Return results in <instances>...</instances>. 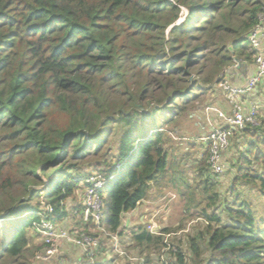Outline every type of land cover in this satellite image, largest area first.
I'll use <instances>...</instances> for the list:
<instances>
[{
    "label": "trees",
    "instance_id": "obj_1",
    "mask_svg": "<svg viewBox=\"0 0 264 264\" xmlns=\"http://www.w3.org/2000/svg\"><path fill=\"white\" fill-rule=\"evenodd\" d=\"M263 15L264 0H0V264H26L28 229L67 217L85 175L74 162L100 157L111 134L118 137L112 161L96 166L107 178L115 172L99 167L116 161L121 169L104 189L101 227L122 236L123 217L168 174L163 126L174 120L164 119L179 116L177 101L190 104L235 58L252 62L248 37ZM209 64L210 77L192 81L194 68ZM52 109L68 118L63 128L47 127ZM256 135L240 153L231 202L218 204L222 216L201 211L208 224L189 237L187 254L164 241L170 229L133 233L144 264H264V216L237 190H257L264 207V172L253 169L264 170V118L234 134ZM202 155L197 167L207 190L215 184L208 152ZM14 168L21 178L9 175ZM37 196L44 209L30 204Z\"/></svg>",
    "mask_w": 264,
    "mask_h": 264
},
{
    "label": "rangeland",
    "instance_id": "obj_2",
    "mask_svg": "<svg viewBox=\"0 0 264 264\" xmlns=\"http://www.w3.org/2000/svg\"><path fill=\"white\" fill-rule=\"evenodd\" d=\"M186 15L187 10L184 8L183 16L179 23L183 22ZM169 31L170 29L167 33ZM199 63H201L200 60ZM201 69L202 66L199 65L194 68L195 73L191 77L192 81H196L200 79V77L204 80L207 79L210 77L214 68L209 64L206 69L203 68L202 73L197 76V73L200 72ZM202 91L203 90H199L198 94H201ZM251 96L252 98L247 99L246 107L249 109L251 102L256 103L259 108V113L257 115L258 125L246 126V128H257L262 124L264 118V79L263 82L258 85L257 89L252 92ZM177 102L178 104L174 111L177 112L179 116L174 117L173 115H170L168 119H164L166 122L172 118L174 120V124L166 123V126H163L165 131L164 147L169 154V169L168 174L163 181L164 184L159 187H153L149 198L142 203H139L136 211L128 213L123 217L122 222L125 227L123 229V235L106 236L105 232L102 231L101 233L99 231L98 226H94L93 221L92 227L89 224H86L91 220L87 221L81 210L83 196L85 195V189L87 187L86 182L91 179V176L102 175L99 173L96 163L99 161L103 162L105 159L112 161L111 154L115 153L118 137L111 134L105 143V149L100 157L91 156L85 161L74 162L77 164L78 170L85 175L78 178L79 185L75 195L68 199L66 203L67 217L60 223H53L54 230L61 237L56 239V254L52 257V261L50 263H41L38 260V256L44 249V237L41 233L42 228L37 226L35 230L31 228L28 229L27 235L30 241L29 250L31 255L26 264H78V262H80V264H85V261L87 262V260L99 264L101 261L99 262L98 258L99 260L106 258L109 261L108 264H144L146 259L145 256L141 255L140 248L137 247L134 242V232L136 233L141 229H145L149 232L155 234L158 233V235H160L165 229H170L171 233L166 235L164 241L171 246L179 244L182 247L183 252H185L188 250L187 240L189 237L196 236V234L203 230L208 224L207 220L201 215V211L206 209L209 213L219 212L220 216H222L221 211H218L220 206L218 204L225 200L227 202H231L232 200L230 187L232 186L233 179L236 175V165L240 164L238 161L240 153L242 151L245 152L249 143L255 142L258 136L262 135H259L258 133V136L256 135V137L249 136L243 140H238L236 136H233L231 146L225 153L226 171L218 177L211 174L210 179L215 185L212 187L213 183H210L209 188L206 190L202 184L203 179L205 180L206 176L204 174L203 177H199V170L197 167L203 156L201 148L192 147L191 149H185L186 143L182 142L185 133L189 134L191 132L192 136L188 137V141L191 144L201 143L199 137L201 136L202 131H199L196 127L195 120L189 119V117L196 113L195 111L198 106L202 105L205 100L202 98H199L198 100L193 99L190 104H185V101L180 98ZM47 115L48 119L46 124L48 128H63L67 124L68 118L55 109L49 111ZM162 122L163 119L160 123ZM115 162H113L112 167L101 166L99 168L103 167L105 172L109 169L110 172H113L121 166L119 163ZM253 169L264 172L263 168L259 165H254ZM72 172L73 174L78 173L75 170ZM9 175L15 176V178H21L15 168L9 171ZM17 182L20 183L21 181ZM19 183L14 184L15 192L17 194L20 191ZM43 186H38L37 189H42L44 188ZM237 190L251 199V201L255 202L259 217L264 216V207L262 200L257 196V190L252 191L250 186L246 184H239ZM217 194L219 196L214 205L212 203L214 200H211V198H215ZM27 198L28 197H26V199ZM44 201L43 197L37 196L30 204L32 206H40L44 209ZM2 221L3 220L0 219V225L2 224ZM39 233L43 238L39 236ZM84 236L96 241L97 246L101 248V250L98 248L95 249L93 246L85 249L80 246H72L73 244L66 239L70 238L71 240L81 241ZM185 253L187 254V252ZM91 254L95 255L94 260H91L90 257L88 258ZM160 255L165 257L166 254L164 251H161ZM208 257L209 253L207 252L202 259L206 260Z\"/></svg>",
    "mask_w": 264,
    "mask_h": 264
},
{
    "label": "built area",
    "instance_id": "obj_3",
    "mask_svg": "<svg viewBox=\"0 0 264 264\" xmlns=\"http://www.w3.org/2000/svg\"><path fill=\"white\" fill-rule=\"evenodd\" d=\"M263 19L264 15L261 16L260 22L263 21ZM260 32L261 29L259 24L248 37V43L255 52L254 65L256 73L249 79L247 86L240 87L232 85L225 76L227 71L223 72L221 78L217 81L219 88L224 93V96L230 105V115H226L219 109H208V111H215L219 119L223 121V126L212 128L210 133L200 139L201 142L205 144L209 155L208 165L211 170V174L216 177L226 171V165L224 162L225 153L231 146V140L235 131L244 130L246 126L258 125L257 115L259 113V108L255 103L253 104L251 102V106L247 109L246 102L248 98L246 97L251 96L250 94L257 89L258 85L261 84L264 79V45H262L259 38ZM109 178H107L104 174L94 175L86 182L87 187L85 189L82 204V207L84 208V218L87 221L92 220L98 228L101 227L102 220L104 218L103 196L105 194L104 189ZM41 228V233L44 237V249L38 256V260L41 263H50L52 261V257L56 254V239L61 236H59L54 230L53 222H44ZM101 229L106 234V230L103 229V227H101ZM150 233L155 234L153 232ZM155 235H158V233ZM66 239L73 245L77 247L80 246L83 249L88 247L91 248L92 246L95 249H99L97 242L87 236H84L81 241L71 240L70 238ZM89 257L91 260H94L95 255L91 254L88 258ZM90 264L96 263L92 261Z\"/></svg>",
    "mask_w": 264,
    "mask_h": 264
},
{
    "label": "crops",
    "instance_id": "obj_4",
    "mask_svg": "<svg viewBox=\"0 0 264 264\" xmlns=\"http://www.w3.org/2000/svg\"><path fill=\"white\" fill-rule=\"evenodd\" d=\"M260 29L261 32L259 38L262 42V45H264V19L263 21L260 22ZM232 56L235 58L234 52L232 53ZM234 60H235L234 64L225 70L227 71L225 76L232 85L245 87L247 86L249 79L256 73L254 58L252 62L240 61L237 58H235ZM217 81L218 80L216 79V81L213 84L203 85L202 87L203 91L201 92V94L197 93V96L194 98L195 100H198L199 98L205 100V102L202 105L198 106V108L195 111L196 113H194L189 117V119L195 120L196 127L199 129V131H202L201 136L199 137L200 139L203 136L210 133L212 128L223 126V121L219 119L217 113L215 111H208L209 108L219 109L220 111L224 112L226 115H230L231 113L230 105L227 102L224 93L219 88ZM250 95H252V93ZM246 98L250 99L252 98V96ZM184 130H188V129H184ZM189 136H192L191 132L189 134L185 133V136L183 137L184 139L182 138L183 140L182 142L186 143L185 149L186 148L191 149L192 147L193 148L200 147L202 154L207 151L205 144L202 142L196 143L197 145L191 144L188 141ZM224 162H225V158H224ZM78 264H80V262H78Z\"/></svg>",
    "mask_w": 264,
    "mask_h": 264
},
{
    "label": "clouds",
    "instance_id": "obj_5",
    "mask_svg": "<svg viewBox=\"0 0 264 264\" xmlns=\"http://www.w3.org/2000/svg\"><path fill=\"white\" fill-rule=\"evenodd\" d=\"M121 169V166H119V168H117L114 172V174L109 178V180H108V183H107V185L110 183V182H113L114 181V177H115V175H116V172H118L119 170ZM106 185V186H107ZM106 194V193H105ZM104 194V195H105Z\"/></svg>",
    "mask_w": 264,
    "mask_h": 264
}]
</instances>
